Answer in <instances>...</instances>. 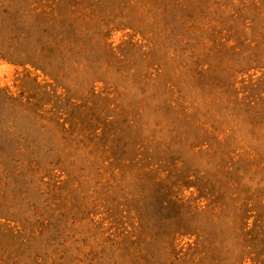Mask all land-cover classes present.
I'll return each instance as SVG.
<instances>
[{"label": "rangeland", "instance_id": "1", "mask_svg": "<svg viewBox=\"0 0 264 264\" xmlns=\"http://www.w3.org/2000/svg\"><path fill=\"white\" fill-rule=\"evenodd\" d=\"M0 264H264V0H0Z\"/></svg>", "mask_w": 264, "mask_h": 264}]
</instances>
